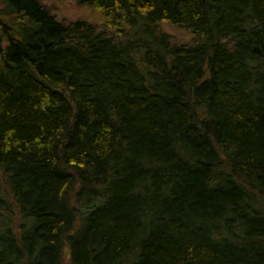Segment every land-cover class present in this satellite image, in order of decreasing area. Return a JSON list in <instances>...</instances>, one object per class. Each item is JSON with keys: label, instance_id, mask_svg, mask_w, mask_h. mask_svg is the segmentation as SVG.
<instances>
[{"label": "trees", "instance_id": "obj_1", "mask_svg": "<svg viewBox=\"0 0 264 264\" xmlns=\"http://www.w3.org/2000/svg\"><path fill=\"white\" fill-rule=\"evenodd\" d=\"M75 2L0 0V264H264V0Z\"/></svg>", "mask_w": 264, "mask_h": 264}, {"label": "rangeland", "instance_id": "obj_2", "mask_svg": "<svg viewBox=\"0 0 264 264\" xmlns=\"http://www.w3.org/2000/svg\"><path fill=\"white\" fill-rule=\"evenodd\" d=\"M49 10L55 13L56 17L65 22L73 20L79 17L93 18L92 10L90 8L79 6L75 0H39ZM162 30L167 32L173 41L186 42L191 38L190 33L187 30L179 29L174 26L165 24L162 25ZM3 176L0 172V185L3 187ZM3 191H7L5 186L2 188ZM6 198H10L8 193H5ZM10 200V199H9ZM16 210V209H15ZM16 218H18L16 216Z\"/></svg>", "mask_w": 264, "mask_h": 264}]
</instances>
